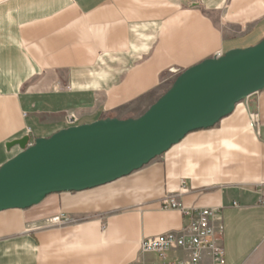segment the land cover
Listing matches in <instances>:
<instances>
[{
  "label": "crops",
  "instance_id": "obj_1",
  "mask_svg": "<svg viewBox=\"0 0 264 264\" xmlns=\"http://www.w3.org/2000/svg\"><path fill=\"white\" fill-rule=\"evenodd\" d=\"M263 37L264 0H0V165L20 151L8 141L49 137L68 115L136 117L184 69ZM247 103L254 128L238 103L127 176L0 211V264H159L140 242L181 229L161 198L182 181L184 207L220 209L225 264H264V88ZM59 213L73 221L48 226Z\"/></svg>",
  "mask_w": 264,
  "mask_h": 264
},
{
  "label": "water",
  "instance_id": "obj_2",
  "mask_svg": "<svg viewBox=\"0 0 264 264\" xmlns=\"http://www.w3.org/2000/svg\"><path fill=\"white\" fill-rule=\"evenodd\" d=\"M264 88V37L178 73L136 117H103L49 137L5 143L20 151L0 165V211L27 209L52 193L78 192L142 168L195 130L207 129Z\"/></svg>",
  "mask_w": 264,
  "mask_h": 264
},
{
  "label": "built area",
  "instance_id": "obj_3",
  "mask_svg": "<svg viewBox=\"0 0 264 264\" xmlns=\"http://www.w3.org/2000/svg\"><path fill=\"white\" fill-rule=\"evenodd\" d=\"M221 54L220 51L216 56ZM247 99L239 103L245 104L248 111V124L254 128L258 123V117L253 110H250ZM66 121L73 126V115H68ZM186 191L187 187L182 181L176 192L167 193L161 198L163 208H172L180 212L184 219L181 229L177 233L168 231L144 237L140 242L139 254L155 253L161 260L159 264H204V255L209 257V264H225L220 237L222 229L219 222L220 209L218 207H184L178 197ZM72 221V218L61 213L48 218L47 225H63ZM34 228L35 226L29 225L26 230L32 231ZM171 251H180L181 256L169 258L167 253ZM132 264L144 263L136 259Z\"/></svg>",
  "mask_w": 264,
  "mask_h": 264
},
{
  "label": "rangeland",
  "instance_id": "obj_4",
  "mask_svg": "<svg viewBox=\"0 0 264 264\" xmlns=\"http://www.w3.org/2000/svg\"><path fill=\"white\" fill-rule=\"evenodd\" d=\"M130 114H136V111H130ZM141 113H139V115H140ZM136 115H138V114H136ZM6 148V147H5ZM59 214H61V213H59ZM62 214H64V215H66V216H68V217H70L69 215H67V214H65V213H62ZM57 215V214H56ZM71 218V217H70ZM78 221L80 220L79 218H76Z\"/></svg>",
  "mask_w": 264,
  "mask_h": 264
}]
</instances>
